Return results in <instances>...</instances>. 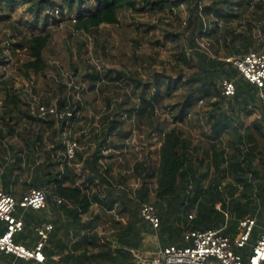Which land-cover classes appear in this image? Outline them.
Instances as JSON below:
<instances>
[{
  "label": "trees",
  "instance_id": "16d2710c",
  "mask_svg": "<svg viewBox=\"0 0 264 264\" xmlns=\"http://www.w3.org/2000/svg\"><path fill=\"white\" fill-rule=\"evenodd\" d=\"M19 2L26 3L34 22H40L43 26L41 32L30 34L24 44L13 43L9 47L12 51L25 48L27 60L22 64V72L27 79L31 75L44 73L47 69L45 55L51 34L45 28L56 19L63 22L73 15L72 30L81 34H90L103 24L117 26V14L122 11L136 14L149 9L161 13L162 18L169 23L177 22L178 27L165 35L166 39L178 44V52L172 56L174 75L158 76L154 72L153 92L142 90L137 107L126 112L129 118L142 121L151 128L147 139L151 135L157 136V163H154L151 155L142 162H135L133 177L140 182V187L135 192L122 189L120 194L122 200L135 202V207L139 208L147 202L148 184L152 183L155 207L162 202H168L169 205L182 203V207L186 203L187 207L192 208L197 204L198 221H204L210 218V214L217 213L215 203L222 210L226 209V199L232 198L234 205L231 209L238 218L250 214L256 219L257 226L248 245L242 249L243 253L251 252L259 238L264 215V97L261 98L260 91L226 60L241 57L251 51L264 53V0H208L207 4H202L203 0H0L1 4L9 7ZM184 12L186 17L182 19L179 14ZM2 20L0 15V22ZM180 40H183V44H179ZM5 49L0 48V85H5L1 81L2 69L8 65L3 54ZM85 75L89 80V89L93 90L102 79L119 80L125 77V72L119 71L115 79L107 74L101 75L95 69ZM224 81L234 84L233 96H223L221 85ZM3 89L6 92L4 114L9 121H16L20 119L16 113H23L20 106L24 101L21 102L16 93H9L6 86ZM262 92L264 95V89ZM176 96L181 99L170 106L171 123L165 125L157 113L158 105L162 100ZM69 100L65 97L58 101L56 109L72 112L70 120H57L54 115L47 113L41 116L39 112L43 119L38 121L25 114V120L35 123L38 131L34 138L27 137L24 140L25 148L11 150L13 155L8 167L9 173L24 168L28 172L32 171L35 180H38L39 173L43 174V181L35 187H48L46 207L37 211L30 209V222L38 220L43 214L49 215L50 210L60 212L68 219V222L54 223L44 249L49 250L45 264H133L128 261V254L122 250H113L109 242H101L96 234L80 235L81 231L94 229V223L82 220L81 214L87 212L91 203L101 202L100 192L96 190L88 194L87 185L91 184L95 189L98 186H112L108 167L104 170L101 162L105 158L101 155V149L110 148L104 145L107 140L105 138L117 131L118 137L124 140L128 138V133H123L122 124L118 123L115 116L106 115L100 121V125L105 124L102 134L97 132V127L92 126L75 140L77 144L95 143L96 147L88 159H83L85 152L78 149L74 157L68 159L64 144L61 145L64 161H51L50 150L43 141L42 133H47V139L53 141L57 129L63 132L67 125L72 126L71 135L76 132L72 121L80 110V100L77 99V103ZM198 101L204 102L202 118L188 119L192 117L191 112ZM40 106L49 109L47 105ZM257 111L261 115L260 119L244 123ZM186 121L198 123L200 135L209 141L207 152L210 151L211 156L205 154V158H196L200 165L206 164V171L202 174L195 169V150L191 147L188 136L179 127ZM83 130L80 128V131ZM224 135H231L233 140L228 151L222 142ZM65 140L67 142L69 139ZM110 145L114 147L113 141L107 144ZM114 148L119 150L123 146ZM39 150L42 151V160L35 155ZM66 163L81 164L89 170V175L83 178L82 172L72 173ZM208 171H213L214 176L208 188L203 189L202 184ZM125 183L126 177L120 176L119 184ZM111 193L112 191L109 194ZM54 198L60 199L61 204L54 203ZM52 204L56 207H52ZM218 213V218H221ZM236 226L233 225L231 229L235 231ZM76 229L78 238L73 241L67 239L64 233L75 232ZM2 231L3 227L0 225V232ZM53 252L60 254L58 261L51 259Z\"/></svg>",
  "mask_w": 264,
  "mask_h": 264
},
{
  "label": "rangeland",
  "instance_id": "374dc122",
  "mask_svg": "<svg viewBox=\"0 0 264 264\" xmlns=\"http://www.w3.org/2000/svg\"><path fill=\"white\" fill-rule=\"evenodd\" d=\"M207 3L208 0L202 2ZM0 15L3 18L0 22V48H6L3 54L8 61V65L2 69L1 81L5 85H0V121L2 117L7 119L4 114L6 92L3 86H6L9 93H16L21 102L24 101L20 106L23 113H16L20 121H25V114L42 121L43 118L39 115L44 107L40 106L41 104L56 108L58 101L65 97L74 103L79 99L80 110L72 121L78 135L80 128L88 131L93 126L98 130L102 117L115 116L118 123L122 124L123 133H128V138L121 140L120 145L123 148L115 156L119 160L117 165L124 168L125 163L133 165L137 161L142 162L148 155L152 156L155 164L157 163L156 152L159 147L157 136L151 135V138L147 139L151 128L142 121L129 118L126 112L137 107L142 90L153 92L154 72L158 76L174 75L172 68L175 64L172 56L178 52V44L166 39L165 35L178 27L176 21L169 23L162 18L161 13L149 9L136 14L122 11L117 14L119 20L117 26L103 24L90 34H81L72 30L73 15L68 16L63 22L56 19L55 22H49L45 28L51 34L45 55L47 69L44 73L31 75L30 79H27L22 72V64L27 60L25 48H16L12 51L9 47L13 43L24 44L30 34L41 32L43 26L40 22H34L26 3L19 2L13 7L0 3ZM179 16L184 19L186 13ZM180 43L183 44V40H180ZM94 69L101 75L107 74L113 79L123 70L125 77L114 81L104 78L90 90L89 80L85 74L92 73ZM180 99V96H176L159 103L157 113L165 125L171 123L170 106ZM203 105L204 102L198 101L191 112L192 117L188 119L202 118ZM197 111L200 113H196ZM71 127L66 126L65 137ZM181 130L188 135L192 145L208 147L209 141L200 135L198 129ZM230 136H223V140L229 141ZM213 176V171H208L205 178L206 189ZM126 184L132 191L140 187L138 180ZM147 193L150 198L153 197L152 183L148 184ZM150 202L153 203V200ZM192 209L186 208L195 214V210L191 211ZM219 215L223 216L222 213Z\"/></svg>",
  "mask_w": 264,
  "mask_h": 264
},
{
  "label": "crops",
  "instance_id": "0c3cea01",
  "mask_svg": "<svg viewBox=\"0 0 264 264\" xmlns=\"http://www.w3.org/2000/svg\"><path fill=\"white\" fill-rule=\"evenodd\" d=\"M261 115L257 111L249 117L248 121H244V123H250L255 119H260ZM0 121V191L11 193V195L15 199H20L23 193L27 192L29 189H38L35 186L40 185L41 181H43V174L39 173L38 180L33 179L32 171L28 172L27 169L14 170L12 174L9 173L8 167L10 165V159L13 155L11 150L14 151L25 148V139L27 137L34 138L37 133V126L35 123L13 120L9 121L8 119H4L2 117ZM202 125V123H201ZM182 129L194 128L197 129L200 126L196 122L186 121L183 124L179 125ZM105 129V124L100 125L97 132L102 134ZM199 131V130H198ZM64 131L59 132L57 129V135L53 138V141H49L47 139V133H42L43 141L47 145V149L50 150V159L64 161V152L61 145L67 144L70 139L76 140L82 133H86L85 130L80 131L79 135L77 132L69 131L67 137H65ZM117 131H114L110 136H108L106 140V147L110 148H102L101 155L105 158L101 160L103 164L104 170H109V174L112 176V186H98L95 189L91 184H88V194L98 191L101 194V202L91 203L87 212L81 214V219L88 222L92 221L94 224V229H90L87 231H81L80 235H91L96 234L98 239L102 241H107L110 243L111 248L113 250H122L124 253L128 254L129 262H133V264H137L138 260L151 261L154 259L156 254L163 248L176 245L182 246L184 245V241L182 239V233L188 229L195 230H207V229H217L220 230L221 233L230 238L236 237L238 234V224L239 222L246 216H250L247 214L241 218H238L237 215L234 214L231 207L234 205V201L232 198H227L225 201L226 209L222 210L218 203L214 204L215 210L222 213L221 218H218L217 213H212L209 215L210 218L204 219V221L197 220V204L191 210H195V214L193 212H189L186 210L185 206L179 205H169L168 202H162L156 205L153 197H149L145 203L153 204L156 208L157 214L159 216L160 224L158 229H153L149 223L143 220L140 215V209L143 204L139 208L135 207V202H127L122 200L120 192L122 189H127V191H132L128 188L127 182H131L135 180L133 177L134 174V164L125 163V167L118 166V159L115 157L117 153L121 151V149L117 150L114 147L119 146L121 144V139L117 136ZM185 133V132H184ZM186 134V133H185ZM71 135V136H70ZM187 135V134H186ZM185 135V136H186ZM188 136V135H187ZM225 136V135H224ZM69 139L67 142L65 139ZM189 138V137H188ZM110 141H113V146H107ZM222 142L226 148V151L230 150L233 145L232 137L229 138V141H224L222 138ZM95 143L92 141L89 144H78V150L80 152H85V156L83 159H88L91 152L95 149ZM191 147L195 150V169H197L199 174H202L204 171V164L200 165L196 158L204 157L205 154L211 156V152H207V148H203L200 145ZM37 151V150H36ZM206 152V153H205ZM23 154V153H22ZM39 160H42V151H38L35 153ZM205 158V157H204ZM118 160V161H117ZM68 168L71 169L72 173H83V178L86 175H89V170L82 167L81 164L72 165L71 163H66ZM206 166V165H205ZM102 175H105L104 172H101ZM120 176L126 177V183L124 185L119 184ZM117 177V178H115ZM82 178V179H83ZM206 180L202 184V188L206 189L207 185L205 184ZM39 190L47 191L48 187L43 186ZM110 191H112L111 194ZM135 192V191H132ZM134 194V193H133ZM148 194V193H147ZM91 196V195H89ZM136 196V195H135ZM57 198H54V203ZM153 200V203L150 202ZM62 202V201H61ZM61 204V203H60ZM52 207H56V205L52 204ZM46 207V206H45ZM30 209L16 210V216L21 218L23 221V229L21 232L15 235L16 243L23 245L27 248H33L38 240V235L36 233V229L44 224L52 225V230L54 223H63L65 221L68 222L66 216L62 215L60 212H55L50 210L49 215H44L42 217H38V220L34 222H30L28 219V215L30 213ZM48 221V222H47ZM236 226V230H232L233 225ZM2 226V224L0 223ZM264 225V215L262 219V226L259 229H262ZM213 227V228H209ZM77 229L75 232L69 231L68 233H64L67 239L76 240L78 238ZM227 232V234H225ZM75 234H77L75 236ZM260 236V235H259ZM59 238V237H56ZM48 243V242H47ZM47 246V244H46ZM45 246V248H46ZM44 248V249H45ZM238 254L243 257H247L250 255V251L248 253L242 251V249L235 250ZM49 250H43V254L45 256V263L47 261V254ZM244 254V255H243ZM59 253H51V259L53 261L59 260ZM0 261L1 264H40L32 261H21L11 257L10 255H5L0 253ZM43 263V264H45ZM117 264H120L117 262ZM211 264H215L214 262Z\"/></svg>",
  "mask_w": 264,
  "mask_h": 264
},
{
  "label": "built area",
  "instance_id": "2783aa9c",
  "mask_svg": "<svg viewBox=\"0 0 264 264\" xmlns=\"http://www.w3.org/2000/svg\"><path fill=\"white\" fill-rule=\"evenodd\" d=\"M261 41V37L259 38ZM238 70L240 75L260 91L263 98L264 89V53L251 51L237 58L227 59ZM221 92L225 97L234 95L235 87L230 81H224ZM41 116L54 115L57 120L72 119L73 113L58 111L56 108H42ZM45 110V111H44ZM68 126V125H67ZM78 149L75 140L66 144V157L72 159ZM57 204L61 203L56 199ZM46 206V191L29 189L23 193L19 200L11 194L0 191V223L3 231L0 232V253L13 256L16 259L45 263L43 250L48 242L52 225L44 224L36 229L38 240L33 248H27L14 242V237L23 229V221L16 216V210H42ZM140 215L153 229H158L160 220L153 204L145 203L141 206ZM257 226L256 219L251 216L244 217L238 224V234L230 238L217 229L185 230L182 233L184 245H171L161 249L153 260H138L137 264H264V225L260 236L251 248L246 258L238 254L236 249L245 248L251 234Z\"/></svg>",
  "mask_w": 264,
  "mask_h": 264
}]
</instances>
